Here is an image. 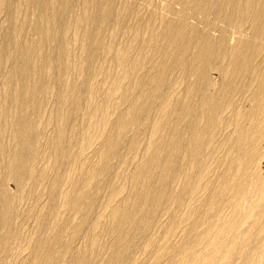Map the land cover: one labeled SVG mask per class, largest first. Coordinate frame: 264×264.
Listing matches in <instances>:
<instances>
[{"label":"bare ground","instance_id":"1","mask_svg":"<svg viewBox=\"0 0 264 264\" xmlns=\"http://www.w3.org/2000/svg\"><path fill=\"white\" fill-rule=\"evenodd\" d=\"M159 1L0 0V264H264V0Z\"/></svg>","mask_w":264,"mask_h":264},{"label":"rangeland","instance_id":"2","mask_svg":"<svg viewBox=\"0 0 264 264\" xmlns=\"http://www.w3.org/2000/svg\"><path fill=\"white\" fill-rule=\"evenodd\" d=\"M154 2H155V3L157 2L156 4H159L161 1H159V0H157V1L154 0ZM3 15H4V16L6 15L5 12H3V13L1 12V13H0V16H1V18H2V19L0 18V19H1V20H0V25H2L3 20H4V16H3ZM2 16H3V17H2ZM228 29H229V28H228ZM227 31H230V32H231L232 30L229 29V30H227ZM212 32H213V34L215 33L214 31H212ZM228 34H229V35H228ZM231 34H232V35H230V33L227 32V36H229L228 38H229L230 40L232 39V36H233V37H236V35L233 33V31H232ZM230 37H231V38H230ZM52 103H53V101H51V104H52ZM54 104H55V103H54ZM261 172H263V171L261 170ZM262 175L264 176V174H262ZM263 182H264V177H263ZM165 218H167V216H165ZM165 218L163 217V222H164V221L166 222V220H168V219H165ZM164 219H165V220H164ZM161 221H162V217H161ZM165 222H164V224H165ZM166 223H167V222H166ZM162 224H163V223H162ZM164 224H163V225H164ZM140 256H142V257H140V260H142L143 262H146V261H147L148 257H147L146 255H143V254H142V255H140ZM145 257H146V258H145ZM143 258H145V259H143ZM144 260H146V261H144ZM238 261H239V260H238ZM235 262H236V261L233 260V261H232V264H234ZM239 262H240V261H239ZM239 262H236V264L239 263ZM230 264H231V263H230Z\"/></svg>","mask_w":264,"mask_h":264}]
</instances>
